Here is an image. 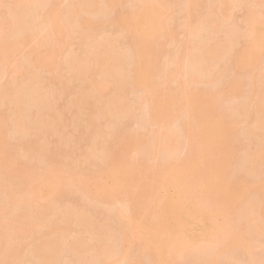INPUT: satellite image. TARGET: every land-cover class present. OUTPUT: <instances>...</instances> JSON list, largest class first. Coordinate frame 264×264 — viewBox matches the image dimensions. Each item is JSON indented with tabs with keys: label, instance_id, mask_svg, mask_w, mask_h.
Masks as SVG:
<instances>
[{
	"label": "rangeland",
	"instance_id": "obj_1",
	"mask_svg": "<svg viewBox=\"0 0 264 264\" xmlns=\"http://www.w3.org/2000/svg\"><path fill=\"white\" fill-rule=\"evenodd\" d=\"M12 1L14 0H1L0 40L6 37L5 35L8 34L7 32L12 31L10 26L11 22L9 23L11 19L7 18V16H9L8 14L6 16V13L9 11V5L11 7L13 3ZM20 1L23 3L24 7L21 8V12L24 10V14H22L21 17L24 15V18H20L25 19L23 20L24 23L27 20L28 22L26 21V23L28 24L29 21L32 20L30 23L32 25L33 19L35 20V18H39L38 20L40 21L35 20L36 24L34 26L32 25L35 31H32L34 34L31 32L30 35L32 38H29L21 49L14 54L5 68H2L4 74L2 75L3 72L0 73V135L5 141L6 152L16 158L15 165L11 164L8 159L9 155L4 153L5 150L0 145V168L4 169L6 168L5 166L8 165L14 167L25 165L29 166L32 172H37L41 167H44L42 164L45 166L51 165L53 170L63 177H65V175L68 177L70 171L75 170L79 178L87 181V183L83 190L76 188L68 191L63 188V190H60L58 196L53 199L48 198L46 195L47 199L42 200L40 205L35 208H30V210L22 206V208H24L22 210L18 208L21 210L19 211L16 208H11L7 204V211H5L12 214V216L9 217L10 219H7L8 216L6 220L4 219L5 224H2V230L7 235H5L6 238L12 241V244L18 243L19 245H16L22 250V259L18 260V263L15 261L14 264H43L45 262L39 255H36L37 252L35 253V247L42 239H49V235L47 234L48 230H50L49 226L53 225V223L61 224V226H69L71 230L69 233L60 234V236H58V238H61L59 240L64 242V245L58 250L59 252L56 253L57 255L55 254V257H58H54V260L49 264H137L138 262H141V264H154L148 256V237L138 235V233L142 231L143 233L149 232L152 229L151 223L146 221V227L140 232L133 229L130 230V228H128V217L125 216L126 218H124L123 221L119 218V212L128 206L127 202H125L124 199H120L117 202H110L105 198L99 197L103 192L111 189L114 190L112 178L102 177L100 173L101 170L105 168L106 161L111 160V157H105V155L117 153L121 150L120 140L126 139L129 136H140L142 145L137 150L132 151V156L134 159L140 161L144 167L153 171L159 170L167 161L174 162L186 158L189 154L188 143L184 137V131L182 132L185 118L183 115H181L183 118L179 117L180 119H178L177 117L172 119L174 121H171L172 124H170L172 126L171 129L175 134L177 133L176 135H178L180 139L176 149L168 153L152 150L150 146L152 145L151 143L163 138L166 125L158 121L147 119L146 110L148 101L144 99L146 89L135 88L129 78L130 71L133 70L134 58L131 47L132 36L131 32L121 24L120 16L123 12L133 10L142 0H123L121 4L113 9L106 7L108 6L105 5L106 0H95L93 4L97 5V7L99 6L97 11L93 4H91L93 5L91 6L90 3L87 4L85 3L86 0H83L81 1L82 4L85 1L84 3L87 4L86 6H89L88 9L87 7L82 8L83 11H79L80 14L78 8L75 10L76 7L80 5V0H78L79 5L76 4L73 10L71 8L75 0H55L56 3H54V0L53 2L50 0V2L44 1V4H35L34 2H29V0ZM145 1L155 2L158 6L165 5L163 0ZM201 2L199 3L200 5L197 4L198 6L194 7L195 12H193V14L195 13L196 15L192 18L190 25H188L186 21L189 20L185 19V16L187 17L188 15L187 11L185 12L188 1H168V4H171V6L168 7L169 18H166L163 30L156 37V41L162 48H160L154 58L157 71L153 81L157 84L168 81V86L173 91H178L181 83L187 81L186 86L188 90L209 91L208 89L214 90L216 88V90L220 89L227 94V102L224 103L223 100L224 104L222 107L224 111L229 114L230 119L232 118V120L237 122L235 127V137L237 139L234 141L236 142V157H238L239 160L238 158L236 159L239 163L236 162L233 164L232 171L235 172H233V175L234 177L237 176V178L244 177L245 181L252 184L264 176V166L258 169L255 166L253 169L254 164L253 162L251 163L253 153H255L261 141L252 134L254 128H257V118L255 115H248L249 112L247 110L254 112L253 107H258L260 103L261 94L257 80L259 76H262V78L264 77V51L260 56L259 62L249 67L247 71L244 72L234 70L233 61L236 56L246 54L249 50H254L248 36H250L252 27H259L264 24V0H231L230 4H232V11L230 10L226 18H220V27L218 26V31H214V33H212L213 30H211V28L208 30V24L207 27L206 25L203 27L205 22H202L203 24L201 23V25H199V22L204 21L206 16L210 14H212L211 19L208 21L212 20L213 15L215 17L220 7L219 1L204 0V2H202L204 3L203 5H201ZM52 3H54L56 9L59 10L60 13L58 16L65 26V31L61 36L53 34L56 33L54 31L55 25L48 21L50 8H53ZM85 4L83 5L85 6ZM81 5L79 10L81 9ZM83 5L82 7H84ZM217 5H219L217 8L218 10H216ZM36 6H38V9H41L37 11ZM90 6L92 8H90ZM90 9L93 11L91 12ZM73 11H76V15ZM211 11L214 12V14ZM73 15H75V18H72ZM199 16L202 20L199 19ZM71 18L72 20L74 19V21H70L69 19ZM84 21L90 22L91 25H84ZM208 21H206V23H208ZM37 22L41 24H37ZM68 24H74L78 29H75L77 32L74 31L70 33L74 25L73 27L71 26L72 29L69 28L68 31V29H66V27H70ZM47 26H49V28H47ZM20 31L21 30L18 31L19 34ZM192 32L194 33L193 35ZM11 33L12 32H10V34ZM15 33L17 34V32ZM48 33L50 35H48L49 38L47 36ZM13 35L11 34L9 36L8 34L9 37ZM19 36L21 38L25 37L27 36V32L25 36L18 35L17 37ZM43 36H47L46 38L48 39H45ZM17 37H15V39ZM41 38H44L46 41L52 38V47L60 48L58 54L59 59H56L57 63L55 62L51 66L43 69L37 65L39 63L38 59L47 51V43L51 40L46 42ZM40 39L43 41L41 42ZM104 40H107V42ZM102 41L104 43H108L109 41L112 45L111 48H114L113 50L122 54L125 59L127 58V64L125 63V67L122 69L124 73L121 72L123 73L121 78L123 80L119 79L123 81L121 89L117 88L112 78L109 80L108 76L105 75L104 77L108 78L106 80L112 81L114 84L110 82L111 84L109 83L110 86L107 90H103L102 88L101 91L97 89L92 90L91 84L102 80L100 76L102 73L100 71V73L98 72L99 77L98 73L95 71L96 74L86 75L88 79L81 81V75L77 73L79 75L78 78L77 74L72 71L74 69H71V66L67 64L69 59L82 60L87 56L86 47H92L87 53H93L94 57V52H97V50L93 47H96L98 43H102ZM44 42H46V44ZM211 42L212 45L213 42L218 44L227 42L231 44L232 48L228 50V53L226 52L225 58L224 55L222 56V60L220 58L221 62L218 61V64L216 63L217 66L215 70L212 69L214 71L213 75H215L206 78L201 76L203 79L201 78L200 80L198 79L199 76L197 78L198 73L205 74L206 72L201 73V66H197V62L192 63V65L195 66L196 64L200 72L198 70V72H195L196 68L191 69L193 66L190 64L191 60H189L190 57L187 56V54L191 56V52L194 50L197 51L196 47L200 48L201 46L199 47V45H205ZM261 42H263V40ZM194 45L196 46L194 47ZM189 48L192 49L189 50ZM188 50L190 52H188ZM196 51L193 53H196ZM117 52L116 54L120 55ZM187 57L189 58L187 60L190 65H187L185 62ZM184 64H186L188 69H184V67L187 68ZM215 65L212 64L209 68H214ZM189 66H191V68ZM15 68L19 71H15ZM28 68L32 73L34 72L33 76H35L33 78ZM119 72L120 70L117 71V74ZM208 72L206 76L212 73L211 71ZM28 74L31 75L28 76ZM90 75L94 77L89 78ZM254 75H256V82H254L255 79L252 80ZM59 76L62 77V83L65 81L67 86L65 84V87L62 86ZM86 76H83L82 79H86ZM29 77H31V80L36 79L34 80L36 82H34V84L31 82L27 83V80L24 79ZM192 78H194L193 82ZM16 82L18 87L20 83L24 85L25 83H27V85L31 84L29 85L30 87H28L30 90L25 86V88L23 87V90L27 88V93H25V91L23 92L21 89L22 93L25 94H23V98L20 97L18 101L15 99L13 101L14 97L12 98L9 96L15 95V92L18 91L14 89L16 86L14 83ZM233 85L235 86L233 87ZM21 86L22 85H20V88ZM5 92H7V95H4ZM117 92L123 94V105L125 109L121 113L116 111V113L114 112L113 114L107 109V104L116 96ZM82 94H87L89 97L85 105L82 104L81 106L76 101ZM33 95L37 98L39 96L40 99L41 97L43 98V101H39L40 105H34V103H32ZM31 97L32 99L30 100ZM28 100L30 102H28ZM18 102L21 103L18 104ZM154 102H157V100L154 99ZM248 103L251 104V109L247 106ZM27 104L31 105L29 108L30 111H28ZM25 105H27V108H25L28 112L25 111ZM17 110H21L25 113H23V119L25 122L27 121L26 124H29L27 125L29 126L27 130L23 129L22 131V129L17 126L15 117ZM170 115L171 114L168 115V118ZM88 120L89 123L87 122ZM38 148H40L41 151ZM46 150L48 151L47 153ZM42 152L43 154L41 155ZM48 153L52 155L48 156ZM240 159L243 161H240ZM247 159L249 160L248 163ZM67 177H65L66 179L64 180L65 185L70 183ZM2 180L0 177V181ZM157 188V202L164 203L167 196L172 198L179 197V195L177 196L178 192H174V188L162 187L161 183L157 184ZM133 189L137 193L140 191L138 184H135ZM45 192L47 191L45 190ZM249 192L250 197L247 199L249 204L254 202L258 203V198L254 193L253 187L249 188ZM1 194L3 195V193ZM1 194L0 206L5 209L7 202L4 199V195L1 196ZM201 196L202 195H199L198 197L200 198ZM205 196L207 195L204 194L203 197ZM198 197L196 196L197 199ZM3 199L4 201H2ZM9 208L11 210H8ZM22 211L27 212V215H30L32 218H26V213H22ZM234 213H236V211L230 213L226 211L223 216H218L215 219L216 224L221 227V232L218 236L220 244L228 237L233 236L236 231V224L234 223L239 220L240 215L237 216V213ZM81 215L88 218L89 223L84 221L80 222L79 219L83 217ZM82 220L81 218V221ZM15 221H17V224H14ZM41 221H44L45 224L47 222V224H40ZM261 221L262 220L250 221L252 223L247 224L249 225L247 228L249 229L250 227L251 229V232L249 230L248 240L252 242V256L248 254L236 255V248H232L225 253L222 259L218 261V264H232L231 262H233L235 258L233 264L240 260L242 264H264V232L257 234V232L254 231L257 225H260ZM206 222L203 220V222L201 221V223L195 225L183 223L170 224L168 234L165 236H168V238L171 236L175 240L176 237L183 235L189 242L186 254L188 255L191 252L195 253L194 238L200 230H206L208 226V224H205ZM124 226H126L127 229L129 237L128 242L122 239ZM0 235L2 236V232ZM1 236L0 238H2ZM55 238L52 237L47 241L50 243L53 239L55 240ZM58 238H56V240ZM77 240H80V242L82 241L85 248L90 246L89 248H92L93 251L86 252L83 250L77 252V250L73 248ZM215 244L214 242L211 243V245ZM97 251L99 253H97ZM189 256L191 259L188 258V260H186V258L183 257L176 260L175 263H195L196 255L195 257ZM192 258H195L194 262H191ZM3 259L4 258H1L0 262H2ZM198 260L200 261V259Z\"/></svg>",
	"mask_w": 264,
	"mask_h": 264
},
{
	"label": "bare ground",
	"instance_id": "obj_2",
	"mask_svg": "<svg viewBox=\"0 0 264 264\" xmlns=\"http://www.w3.org/2000/svg\"><path fill=\"white\" fill-rule=\"evenodd\" d=\"M44 1L50 2V0L49 1L29 0V2H34L35 4H39V3L44 4ZM51 1L53 2V0ZM81 1L83 0H80L79 2ZM163 1L165 2V5L158 6L155 2H148L142 0L141 3H139V5L137 4L138 6L136 5V7H134L133 10L129 12H123L120 16L121 24L131 32V36H132L131 47L134 58H133V70L130 71L129 78L131 79L132 84L133 86H135V88L146 89V92L144 94V99L148 101V106L146 110L147 112L146 115L148 116L147 119L158 121L166 125L163 138L151 143L152 145L150 146L152 147V150H155L157 152L168 153L171 151L173 152L174 149H176L178 142H180L179 141L180 139L178 135H176L177 133L175 134L174 131L171 129L172 126L170 124H172L171 121H174L172 119L177 117L178 119H180L179 117L183 115L185 116V118H184L182 132L184 131L183 134L188 143L189 154L186 158L176 160L174 162L167 161V163H165L163 167L159 168V170L153 171L150 170L149 168L144 167L140 163V161L134 159L132 156V151L137 150L142 145L140 136L134 135V136H129L126 139L120 140L119 143L121 146V150L117 153L105 155V157L107 156L111 157V160L106 161L105 168L102 169L100 173L102 177L112 178L114 182L113 184L114 190L111 189L106 192L100 191L103 193H101L99 197L105 198L110 202L111 201L117 202L120 199H124L125 202H127L128 206H126L124 210H121L119 212V218L121 219V221H123L124 218L128 217V223H129L128 228H130V230L133 229L140 232L146 227L147 225L146 221H149L151 223L150 225L152 226V229L149 232L143 233L142 231L138 233V235L148 237L149 239V243L147 245V251H149L148 256L151 258L154 264H176L175 263L176 260L181 259L183 257L186 258V260H188V258L191 259L189 255L193 257H195L196 255V262H195L196 264H218V261L222 259V257L229 249L232 248H236V252H237L236 255L248 254L249 256H252L251 253L252 242L248 240L249 230L251 232V229L250 227L249 229L247 228L249 226L247 224H251L252 222L250 221L254 222L257 220L258 221L262 220L260 222L261 226L259 224H258L259 226L258 225L257 227L255 226L256 228L254 231L257 232V234H261L264 232V176L258 179L256 182L253 181L254 183L251 184L245 181L244 177L237 178V176L234 177L233 175L235 172L232 171L233 170L232 166L234 163L237 162L236 158H238L236 157L237 152L235 146L236 143L235 139H237L235 137V127L237 125V122L232 120V118L230 119L229 114L226 111H224L222 107L223 104L227 102L226 93L222 92V90L220 89L216 90V88L214 90L208 89L209 91L194 90V89L188 90L186 86L187 81L181 83V85L179 86L180 89L178 91H173L169 88L168 81H164L158 84L153 81V78L155 77L157 71L156 61L154 58L157 52L160 50V48H162L161 45L158 44V42L156 41V37L163 30L164 25L166 23V18H169L168 7L171 6L170 3L168 4V1L170 2L171 0H163ZM187 1H188V6L185 7L187 8L185 9V12L187 11L188 15L186 14L187 17L185 16V19L189 20L186 22H188V25H190L192 18L195 17L196 15L195 13L193 14V12H195L194 7L200 5L199 3L201 1L204 2V0H187ZM218 1L220 5L219 8H218L219 5H217L216 7V10L219 9L217 12L218 14L216 13L215 17L213 15L212 20L210 21L208 20L211 19L212 14H210L209 16L204 15L206 16V18L208 17L210 18L208 19L205 18V20L203 18L204 21L199 22V25H201L202 22L203 23L205 22L204 24L202 23L203 27L204 25H206L207 27L208 24L209 27L207 28L208 30L209 28H211V30H213L212 33H214V31L215 32L218 31L220 27L219 25L220 18L222 17L226 18L232 8V4H230L231 0H218ZM254 1H258V0H254ZM12 2L13 3L11 7L10 5L8 7L9 11L7 10L8 12L6 13V16L7 14L9 15L7 16V18L11 19L9 23L11 22L10 26L12 28L11 29L12 31H9L7 33L9 34V36L11 34L13 35L14 33L15 36L13 35L12 37H9L8 34H6L5 35L6 37L4 36L5 38L4 39L1 38L0 40V70H1L0 73L3 72L5 66L12 59L14 54H16L21 49L23 44L27 42L29 38H32V36L30 35L32 31H35V28L33 27L36 24L35 20L37 21L39 19V18L38 19L35 18V20L33 19V23H32L33 26L30 24L32 20H30L28 24L26 23L27 20L24 23L23 20L25 19H21L24 18V15L23 17H21L22 14H24V10L23 12H21L22 11L21 8H24L23 3L20 0H14ZM79 2L78 0H75V2L73 3L74 5L72 6L71 9L73 10L76 7V4L79 5ZM84 2L83 4L90 3L91 5L95 3V0H89V1L86 0V2L85 3ZM105 2H106L105 5H108L106 6L107 8L113 9L119 4H121L123 0H106ZM202 2L201 5L204 4ZM1 3L2 2L0 0V4ZM54 3H56L55 0ZM54 3H52L53 8L52 7L50 8V15L48 16V21L49 23L51 22V24L55 25L54 31L56 33L53 34H55L56 36L57 35L61 36L65 31V26L62 24V21L58 16L60 12L58 9H56ZM81 4L82 2L80 3V5ZM87 4H85V6L83 5L84 7H82L81 5L80 10H79L80 5H79L78 7H76L75 10H77L78 8V12H79L81 10L83 11L82 8L87 7L88 9L89 5L86 6ZM93 5L95 10L97 11L99 6L97 7V5L95 4ZM91 6L90 8H92ZM36 7H37V11L41 9V8L38 9V6ZM93 10H91V12ZM73 12L75 13L76 11ZM212 13L214 14V12ZM75 15H73L72 18L73 17L75 18ZM72 18L69 20L71 21ZM199 19H201V17ZM72 21H74V19ZM85 21L83 22L84 25H88V26L91 25L90 22H85ZM206 21H208V23H206ZM37 24H41V23L37 22ZM73 25L74 24H71L70 27L68 26V28L66 27V29H68L69 31V28L72 29ZM74 27L72 31H70V33L71 32L73 33L74 31L77 32L75 30L77 28ZM47 28H49V26H47ZM19 30H21L20 34L18 32ZM251 30L248 39L252 44L254 50H249L247 51L246 54H240L234 58L233 61L235 68L234 70L238 72L247 71L249 67H252L254 64L256 65L259 62L260 56L264 51V24L259 27H255V28L252 27ZM10 32L12 33L10 34ZM15 32H17V34ZM26 32H27V36L29 34L28 37L25 36ZM32 33L34 34V32ZM193 34L194 33L192 32V35ZM18 35H22V36L24 35L25 37L22 38L20 36L17 37ZM48 35L49 33L47 34V36ZM47 36H43V37L45 39H48L50 35L48 36V38H46ZM15 37H17L18 39L17 38L15 39ZM44 38L41 39L45 40ZM41 39L40 41L42 42L43 40ZM50 40L47 41L45 40L46 42L50 41L49 43H47L48 46L44 45L46 46L47 51L43 53V55L38 59L39 63L37 65L39 67H42V69L51 66L55 62L57 63L56 59H59L58 54L60 48L58 47L53 48L52 47L53 39L51 38ZM262 40L263 42H261ZM104 41L107 42V40ZM46 42L44 43L46 44ZM196 45H194V47ZM203 45L204 44L199 45V47L201 46L202 48L196 47L197 51L194 50L196 51V53H193L194 51L191 52L195 56L191 54L192 56L191 57L190 54H187V56H189L190 59L187 57L185 61L187 65L190 64L192 65V63L197 62V66L199 67L201 66L200 67L201 73L206 72L205 74L198 73L197 78L199 76L198 79L200 80L202 78L201 76H204L205 78L211 76L213 77L215 75V74L213 75L214 73L213 70H215L218 61L221 62L222 56L224 55L225 58V55L228 53V50L232 48L231 44L227 42H223L220 44L213 42V45L211 42L205 44L206 46L204 45V47ZM111 46L112 45L111 43H109V41L108 43H104L103 41L102 43H98L96 47L95 46L93 47L97 50V52H94L95 53L94 57H93V53L92 54L90 53L92 56L89 53H87L89 52L88 50H90V48L92 49V47L85 46L87 48L86 51L87 56H85L82 60L69 59L67 63L71 66V69H74L72 70L74 71V73L76 74L78 73L79 75H81L80 76L81 81L87 80L89 74L93 75L95 71L97 73L100 71L103 74V76L102 74L100 75L102 80H99V82H94L91 84L92 90L93 89H97L98 91H101L102 89L107 90V88H109L110 86L109 83L112 82L106 80L108 78L109 80H111L112 78L113 82L116 83L117 88L121 89L123 81L120 80H123L121 78L124 73L122 69L125 67V63L127 64L126 62L127 58L125 59V57L122 54L113 50L114 48H111ZM190 49L192 48H189V50ZM189 50L188 52H190ZM116 52L119 53L121 56L117 55ZM187 59L191 60L190 64H188ZM214 63L217 64L215 65ZM212 64L215 65L214 68L213 67L209 68L212 66ZM184 66H186V64H184ZM195 66H193L194 68L193 67L191 68V66L189 67L191 69L196 68L195 69L196 72L199 69V67L197 66L195 67ZM184 69H188V67L187 68L184 67ZM119 70L120 72L117 74V71ZM207 70L209 72L210 71L213 72L210 74ZM15 71H19V70L15 68ZM207 72L209 73L208 74L209 76L208 75L206 76ZM33 73L31 76L32 78L35 76V75L33 76ZM3 74L4 72L2 73V75ZM78 74L77 77L79 78ZM30 75L31 74H28V76ZM105 75L108 76V78L107 77L105 78L104 77ZM83 76L84 77L86 76V79H82ZM31 77H29L30 79L26 78L24 80H27V83L31 82L32 84H34V82H36L34 80L36 79L31 80ZM59 77L62 86H64L66 82L63 80L64 82L62 83V77L61 76ZM91 77L93 78L94 76L90 75L89 78ZM254 77L252 78V80L255 79L254 82H256L257 80L256 75H254ZM259 77L257 80V82L259 83L260 94H261L259 106L253 107L254 112H252L251 110H247L249 112L248 115L250 116L255 115L257 118V128L256 129L254 128L253 132L252 130L251 132L261 141L259 142L260 144L258 145V148L256 149L255 153H253L252 156L251 163L253 162L254 164V166L252 165L253 169L255 168V166L257 169L259 167L262 168V166H264V77L263 78L262 76ZM193 79L194 78H192V82L194 81ZM27 83H25V85L20 83V85H22L21 88L20 85L18 87L17 82L14 83V85L16 84L17 86L15 87L20 89H16L14 87V89L18 91L15 92L14 90L16 94L15 95L13 94V96H9V97L12 98L14 97L13 101L14 99L18 101L20 97L23 98L25 95L24 93H22L23 87L25 86L28 88L30 87L29 85L31 84L30 83L29 85H27ZM234 86L235 85H233V87ZM26 90L24 89L23 92L25 91V93H27ZM6 93L7 92H5L4 95H7ZM121 94H122L121 92H117L116 96H114L108 102L107 109H109L110 113L112 112L114 114V112L116 113V111L121 113L125 109L123 105L124 104L123 94L122 95ZM88 97L89 96L87 94L86 95L82 94L80 95L79 98H77L76 102L81 106L82 104L85 105V102H87ZM31 99L32 97L30 98V100ZM39 99H40L39 96L37 98L34 97L33 95L32 103H34V105H38L39 101H41L43 98L41 97V99L40 100ZM154 99H156L157 102H154ZM28 102L30 101L28 100ZM20 103L18 102V104ZM30 104L29 105L27 104L28 109L31 106ZM248 104L247 106H249L251 109V104L250 103ZM27 105H25L24 108L25 107L27 108ZM18 110L15 114L16 122H17L16 124L20 129H22V131L23 129L27 130L29 128V126L27 125L29 124H26L27 121L25 122V120L23 119L24 117L23 115L25 113L21 110L20 111ZM28 111H30V109ZM169 114L171 115L168 118ZM87 122L89 123V120ZM170 129L172 130V132ZM0 145L4 148L5 150L4 153L7 155L8 153L6 152V144L5 141L1 138V135H0ZM38 149L40 150V148ZM47 152L48 151L46 150V153ZM42 154L43 152L41 153V155ZM47 155L50 156L52 154L48 153ZM8 159L10 160L11 164L15 165L16 163L15 157L9 155ZM248 159H247V163L249 161ZM240 161L243 160L240 159ZM237 163H239V161ZM42 165L44 167H41L37 172H32L29 166H25V165L18 167L8 165L5 166L6 168L4 169L0 168L1 180L3 178V180L0 181V192L3 193L5 197L4 199L7 202L5 205V209H3V207L0 206V234L2 232V236L0 235L2 237L0 238V261L1 258H4L2 262H0V264H14L15 261L17 262L18 260L22 259L21 257L22 250L20 247L17 246L19 244L18 243H16L17 245L12 244V241L6 238L7 235L2 230V224H5L4 219L6 220L7 216H8L7 219H10L9 217L12 216V214L6 212L7 204L11 208H16V209L20 208L22 210L24 207H27L30 210V208H35L36 206L40 205V202H42V200L44 199H47L46 198L47 196L50 199L55 198L60 193V190H63V188H65V190L67 189L68 191L76 188L83 190V188L87 183V181L79 178L77 172L73 170L70 171L68 177L65 175V177H67V179L70 181L68 185H65L64 184V180L66 179L65 177L58 175L53 170L51 165L50 166L47 165L45 166L44 164ZM158 183H161L162 187L174 188V192L177 191L178 192L177 196L179 195V197L172 198L167 196L164 203L157 202ZM135 184H138L140 187V191L138 193L133 189ZM250 187H253L254 193L258 198V203L256 202L257 203L256 204L254 202L256 205L254 203L249 204L247 200L248 197H250L249 195ZM45 190L47 192H45ZM204 194L207 196L203 197ZM3 195L1 194V196ZM199 195L202 196L199 198L198 197ZM196 196L198 197V199L196 198ZM4 199L2 201H4ZM22 206L24 207L22 208ZM20 209L18 210L21 211ZM8 210L11 209L9 208ZM226 211L228 213L232 211L233 212L236 211L237 216L240 215V217L239 220H237L234 223L236 224V231L233 234V236L228 237L220 244L218 241V236L221 232V227L216 224L215 219L218 216H223V214ZM22 213H26L25 214V216H27L26 218L28 219L32 218L30 215H27V212L22 211ZM81 216H83L84 218ZM81 216L79 217H81L83 220L81 221L80 218L79 219L80 222L84 221L89 223L88 218H85L84 215ZM203 220L204 222L207 221L205 224H208V226L206 230L205 229L200 230L195 236L194 245L196 250L195 253L191 252L193 255L191 253L188 255L186 254L188 249L187 247L189 244L188 239L186 237L184 238L183 235L181 236L179 234L180 236L176 237L174 240V238L171 236L169 238L168 236H165L166 234H168L170 224L183 223L187 225H193V224L195 225L201 223V221L203 222ZM14 224H17V221H15ZM40 224H45V222L41 221ZM68 227L69 226H61V224L59 225L57 223L56 224L53 223V225L49 226L50 230H48V234H47L49 235L48 236L49 239L46 240L42 239L40 243H37L35 247L36 248L35 253L37 252L36 255H39L45 261L44 262L45 264L46 263L49 264L52 260H54L55 254L58 253L59 252L58 250L63 247L64 242L59 240L61 238H58V236H60V234L62 235L69 233L71 228ZM52 237L54 238L56 237L58 239L56 240L55 238V240L53 239L51 241L52 243L51 242L49 243V241L47 240H50V238ZM128 238L129 237L127 234V229L126 226H124L122 239L123 241L128 242L129 240ZM213 242L216 244L211 245V243ZM73 248L76 249L77 252L83 250L89 252L92 250V248L89 249L85 248L84 244H82V241L80 242V240H77V242L74 243ZM97 253L99 252L97 251ZM198 259H200L201 262ZM192 260L191 262H194L195 258H192ZM234 261L231 263L233 264ZM240 261H237V263L235 264H242V262L240 263ZM195 263H191V264H195ZM137 264H141V262H138Z\"/></svg>",
	"mask_w": 264,
	"mask_h": 264
}]
</instances>
